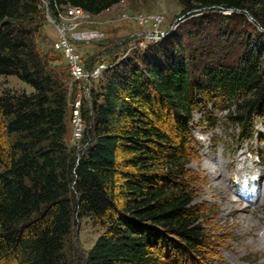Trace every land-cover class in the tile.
Returning <instances> with one entry per match:
<instances>
[{
  "label": "trees",
  "instance_id": "obj_1",
  "mask_svg": "<svg viewBox=\"0 0 264 264\" xmlns=\"http://www.w3.org/2000/svg\"><path fill=\"white\" fill-rule=\"evenodd\" d=\"M48 1L58 19L68 5L96 15L123 0ZM178 1L186 20L167 39L120 61L124 52L84 57L88 68L113 65L81 97L77 155L67 134L82 81L55 41L57 57L40 48L47 8L0 0V75L34 89L0 95V264H73L76 217L103 228L85 264H197L207 235L190 187L188 123L201 98L235 102L228 119L246 134L256 116L264 122V0Z\"/></svg>",
  "mask_w": 264,
  "mask_h": 264
},
{
  "label": "rangeland",
  "instance_id": "obj_2",
  "mask_svg": "<svg viewBox=\"0 0 264 264\" xmlns=\"http://www.w3.org/2000/svg\"><path fill=\"white\" fill-rule=\"evenodd\" d=\"M41 2L47 12L40 48L50 57H57L52 43L59 38L58 23L48 19V14H51L49 1ZM182 12L178 0H123L100 14L82 18L78 31L98 30L104 33V37H92L91 41L80 46V51L83 57L94 56L96 61L108 60L121 52L131 54L139 45L145 48L170 37L186 20ZM136 14L161 16L162 22L150 20L141 25L134 18H129ZM248 17L252 22V17ZM169 29L170 32L165 34ZM146 30H159L164 34L160 39L150 41L145 38L146 35H139ZM88 62L90 64L94 60L89 59ZM53 64L61 66L64 62L55 60ZM86 84L90 85V82ZM33 90L15 75H0V95L5 91L30 93ZM235 108V102L217 103L201 98L188 123L193 139L187 165L192 177L190 187L193 204L199 209L200 222L207 235V244L196 259L197 264H264V122L256 116L253 133L246 134L241 125L228 119ZM67 142L76 146L77 155L82 153L84 147L74 140L70 129ZM243 166L247 169L240 172L239 168ZM214 182L220 183L224 190H213L210 185ZM231 201L236 207L233 213L225 208V204ZM248 204L249 207L243 209ZM249 219L252 221L249 222ZM238 220L240 224H233ZM249 224L252 231L245 234ZM102 232L103 228L91 217L75 218L66 243V251L73 264H85L87 252ZM260 246L263 251L257 252ZM172 263L193 264L182 261Z\"/></svg>",
  "mask_w": 264,
  "mask_h": 264
},
{
  "label": "built area",
  "instance_id": "obj_3",
  "mask_svg": "<svg viewBox=\"0 0 264 264\" xmlns=\"http://www.w3.org/2000/svg\"><path fill=\"white\" fill-rule=\"evenodd\" d=\"M89 14V12L85 11L81 7L72 5L65 6L63 9H58V19H55L51 14H48V19L51 22L58 23L57 26L59 30V38L54 42V46L56 49L62 51L65 54L74 80H81L82 88H84L83 92L80 93L72 103L73 137L74 140L77 141L81 140L84 132V124L80 115V107L81 97H89V87L86 83H88V81L90 82L92 79H98L105 70L109 69L113 65L112 63L103 60L96 66L88 68L83 54L77 46L78 43H87L91 41L92 37L93 39L104 37V33H101V31L98 30H92V32H80L77 30V27H79L82 22V18H86ZM129 18H134L136 22L140 23L141 25L146 24L150 20L155 21L156 23L162 22L161 16L157 15L146 16L144 14H136L135 16H131ZM158 32L161 31L151 30L149 32L146 30L143 32V34L139 35H143V37L146 35L145 38L150 39V41H156L161 38V36H158ZM149 33L151 34L149 35ZM140 44L142 45V43ZM125 56L126 54L123 55L119 61ZM83 83L85 84L83 85Z\"/></svg>",
  "mask_w": 264,
  "mask_h": 264
},
{
  "label": "bare ground",
  "instance_id": "obj_4",
  "mask_svg": "<svg viewBox=\"0 0 264 264\" xmlns=\"http://www.w3.org/2000/svg\"><path fill=\"white\" fill-rule=\"evenodd\" d=\"M206 168H207V167H206ZM208 168H209V167H208ZM208 168H207V169H208ZM239 169H240V172H242V171H244V170L247 169V166L240 167ZM210 187H211L213 190H216V191H217V190H220V189H223V190H224V187H223L220 183H217V182L212 183V184L210 185ZM239 200H240V199H239ZM235 201L239 202L238 200H235ZM224 203H225V202H224ZM225 205H226L225 208L228 209L230 213L235 212L236 207H235L233 201H231V203L228 202V203L225 204ZM248 207H249V204H248V205H245L243 209H247ZM221 209H222V208H220V210H221ZM247 218H248V217H247ZM236 220H237V219H236ZM245 220H246V218H245ZM248 221L251 222L252 219H249ZM249 222H248V223H249ZM233 224L238 225V224H240V222H239V220H238V221H234ZM250 226H251V224H249L248 227L245 229V234H248V233H250V232L252 231V229L250 228ZM257 250H259V251H257V252H261V251H263V247L260 246V248L257 249Z\"/></svg>",
  "mask_w": 264,
  "mask_h": 264
},
{
  "label": "water",
  "instance_id": "obj_5",
  "mask_svg": "<svg viewBox=\"0 0 264 264\" xmlns=\"http://www.w3.org/2000/svg\"><path fill=\"white\" fill-rule=\"evenodd\" d=\"M49 10V9H48ZM248 15L250 17H252V15L250 13H248ZM171 29L167 30L166 32H164L165 34H167L168 32H170ZM155 33V32H154ZM163 32H158V36H162L164 34Z\"/></svg>",
  "mask_w": 264,
  "mask_h": 264
}]
</instances>
